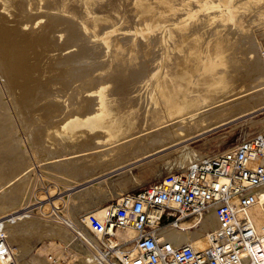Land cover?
<instances>
[{
    "label": "rangeland",
    "instance_id": "rangeland-1",
    "mask_svg": "<svg viewBox=\"0 0 264 264\" xmlns=\"http://www.w3.org/2000/svg\"><path fill=\"white\" fill-rule=\"evenodd\" d=\"M14 1L15 0H12L8 4L7 7L9 9L2 10L3 8H0V24L5 22L1 19V15L3 14L6 19L8 18L7 21H11V24H6V26H8L7 28L3 26L5 30L0 32L2 36L10 37L7 39V43H4L7 47L4 46L3 48L4 50L6 49L5 51L14 54L18 69L21 66L18 70V73L19 71L20 73L16 75V84L18 86L21 85L20 88H18L16 84L13 86L10 85L11 83H4L5 78L7 80V76H4L5 74L2 73L3 77L0 76V88L4 95L3 100H5L4 105L6 104V108H8L5 112V114L7 113L5 116H8L5 120L7 123H0V125H2L0 126V185L2 187V189L0 187V199L4 198L0 200V217L2 218H0V252L6 249L8 257L6 260L0 259V264H6L7 262L11 264H27V260H31V258L32 260L38 258V260H35V263L34 261L31 262L32 264L39 263V260L41 262L39 264H53L52 261L48 259L50 255L57 258L54 264L72 263L75 260V256L70 254V244L68 245V242L61 243L57 238H54L49 232L51 228L53 229L51 232L54 231L52 234L59 237V234L63 236L61 232L65 233L64 235L68 234L66 231L69 227H72L71 229L69 228V232L71 234L73 233V236L71 234L70 236L73 237L76 242L78 240L75 237L74 231L78 229L77 227L79 224L80 226L82 225V221L80 222V220L88 213L96 214L97 211L102 210L119 199H109L105 195L98 197L90 206L81 209H72L68 206L66 196L81 185L74 187L72 191L63 192L67 189V186H75L77 183H83V181H88V179L90 180L94 176L97 177V175L99 176L115 168V166L111 167L112 165L110 164V166L107 165L108 161H106L107 163L105 164H100L101 166L99 164V166L93 165L96 164L95 158L97 159L101 153H106L108 150L107 148L112 144L111 142H103V139L107 138V135L103 133L102 130L95 128V120L93 119L86 120L83 123L84 125L79 127L81 130L77 128L75 129L76 131L74 130L73 134L71 133L68 135L61 132L59 129L57 130V127H61L63 124L70 126L72 120H75L74 118L83 113L84 110L80 108L76 114L67 107V105L69 106V104L72 103L73 98L75 103L79 102L77 105H81L91 100L90 97L93 99V96L96 94L95 90L101 87H106L103 98H106V96L110 97L113 90H115V84L113 81H110V78L117 72H123L121 74V79L123 78L124 89L116 95V99L120 100L119 102H121L125 109L129 110L131 117L135 119L134 126L132 127L133 129L128 132V134L133 133V135L131 134L128 140H135L138 138L140 140L142 136H146L147 138L150 136L149 138H151L154 133L160 132V129H162L161 126L167 124H158V119L160 118L156 116L161 113V121L167 120V122H171L168 120L170 117L163 111L166 110L170 103L178 105L186 98H190L197 94V87L195 85L191 86V83L204 81V78L201 77L199 68L209 61H215L216 51L226 53L225 55L228 61L226 66L218 65L216 67L218 75L222 74V80L220 78L219 82L228 84L227 88H225L221 94L219 107L214 108V111L218 109L221 113L219 114L221 116L218 115V117L228 119L240 115L238 111L249 112L256 109V107L263 108L256 112L246 114V116L244 115L239 119L237 118L229 121L225 123L226 125L223 124L224 126H218L203 135L201 134V136L199 135L200 137L196 136L197 138L194 137L191 141L188 140L185 143L182 142L183 144L180 143L168 147L169 149L166 148L161 152L127 165L120 170H115L116 172H110L108 173L109 175L105 174L112 177L110 190L114 193L115 197H117L119 193H131L147 188L163 179L167 180L175 171L183 170V167L168 169L170 163L174 160L172 158L180 156L181 152H177L180 147L185 145L191 146L195 149H202L207 155H211L230 149L242 139L248 138L257 132L264 131V122L263 124L261 122L264 121V84L263 86L260 82L258 84L255 78L264 74V0ZM19 3L23 4L26 9L32 8L31 10L29 9L30 11L28 13H25L27 16L21 17L22 12L17 11L18 8L23 6ZM45 3H47L49 8L51 7L47 12L46 9L48 7H46ZM140 4L148 5L149 11H141L139 7ZM52 7L54 8L52 9ZM42 9L43 13L41 12ZM50 14L54 15L51 16ZM57 14L58 16L56 17ZM42 15L43 17H41ZM37 16L38 18H35ZM49 20L53 21L54 24H52L51 21L49 22ZM36 22H38V24H36ZM69 23L73 31L70 29ZM21 24H24V26ZM45 27L49 29L45 31ZM43 28L44 31L47 32L45 38L40 41L35 40L33 38V32L42 31ZM6 29L10 32L15 30L11 33L8 31L7 33ZM74 31L75 33L77 31L79 33L77 35L79 36H77L76 42H71L68 37H70L69 34ZM22 32V35H24L23 38L21 35ZM25 37H28V39ZM82 46H84V49H81ZM76 52L81 53L84 57L82 55L83 58L79 57L80 55ZM94 52H96L95 56L93 55ZM72 53L74 56V53H76V57L79 59L81 58V61L79 65H74V67H71V65L67 66L66 70L69 69V71H72L70 76H67V73L66 75L64 73L61 75L62 68L60 63L62 62L63 64L65 58L71 57L69 55H72ZM184 59H187L185 70L180 67V63H182ZM56 63H58V65H56ZM257 65L262 66L263 70L260 68L258 69ZM58 67L61 69L59 68L58 70ZM254 68L255 70H253ZM32 71L34 72L32 73ZM209 73L210 71L206 72L207 75H209ZM138 75L139 77H137ZM57 76L58 78H68L66 80L63 78L60 81ZM80 76L82 79L84 77V79L87 80H82ZM64 80L67 82H63ZM92 80L94 83H92ZM47 81H53V86L50 85L52 87L49 86L50 89L47 90L50 94L47 91V93L45 92L43 95L39 94L34 96L27 93L25 94V91L27 92V90H30L32 86L41 85ZM33 82L38 84H33ZM70 83H73L72 86ZM259 85H261V87ZM4 86L10 87L5 88ZM251 86L253 87L251 88ZM88 89L90 90L88 91ZM189 89L192 91H189ZM227 91L230 92L227 93ZM51 94L56 96L59 94L61 97H59V95L57 97L52 96ZM254 94L257 97H255ZM44 95L51 96L45 97ZM240 102H242V109L238 108L241 106ZM111 103L112 102H108V108L112 112H115L114 105ZM245 103L247 105H245ZM248 103H250V105ZM55 107H57V109ZM247 107L251 109H246ZM59 114L61 117H59ZM57 115L59 116L57 117ZM124 120L125 122L129 121L128 118ZM44 122L47 123L45 124ZM45 126L53 128L50 129L53 130V132L49 130L48 133ZM149 132L151 134H149ZM12 133L13 135H11ZM147 134H149V136H147ZM193 134L196 135L197 133ZM193 134L191 135L194 136ZM146 137L141 140L148 141ZM86 141L87 143H84ZM98 141H100V144H96ZM88 142H91L92 147L94 146L93 149L92 147H88L91 150L86 148V146H91ZM172 144L173 143H170L168 146ZM95 145L97 146L95 147ZM49 152L51 153L48 154ZM85 154H92L91 164L84 166L75 160L76 164L71 167V171L76 172L77 170L78 172L74 175H72L73 173L71 171L65 173L63 170H55L56 172H50V170H48V173L50 172L51 175H47V171L43 168L45 165H50L57 160H63L67 157V159L72 160L74 157L77 158ZM168 154L169 157L166 156ZM163 156L166 158L161 160ZM151 162H153L154 166L156 165V171L149 179H143L138 185H127L125 189H122L116 184L117 177H113L115 174L125 170L128 171V169H131L133 173H138L140 168H144L148 165L152 166ZM94 166L97 170H94ZM75 167L76 170H74ZM15 168H17V170H15ZM83 168L89 170L86 169L84 172ZM104 168H106L105 171L101 172L100 170ZM87 172L90 174L88 173L89 175H86L85 173ZM103 178V176H100L92 182L99 181ZM90 183L91 182L87 184ZM82 185L81 187H86V185ZM31 204H33V206L28 207ZM256 207L258 206H255V208ZM34 208L36 212L38 211L37 213L31 211V209ZM37 208L39 209L37 210ZM18 209L21 210L13 214L11 213ZM21 212H24L25 215L27 214V217L10 221L11 218ZM4 215L6 216L3 217ZM63 218L67 219V225L64 223V220L62 221ZM84 222L85 221L82 223L85 224ZM74 223L78 224V226ZM55 225H57L56 227L58 228H56ZM74 226L76 228H74ZM61 228L67 230L63 231ZM29 252L31 255H29ZM17 261L19 263H17Z\"/></svg>",
    "mask_w": 264,
    "mask_h": 264
},
{
    "label": "bare ground",
    "instance_id": "bare-ground-1",
    "mask_svg": "<svg viewBox=\"0 0 264 264\" xmlns=\"http://www.w3.org/2000/svg\"><path fill=\"white\" fill-rule=\"evenodd\" d=\"M12 0H0V8L2 7L3 9L2 10H7V6H8V4L11 2ZM16 1V0H15ZM14 1V2H15ZM25 1V0H24ZM46 1V0H45ZM28 2H30V0H28ZM28 2H27V5H28ZM32 2V1H31ZM37 2H39L38 0H37ZM50 2V1H49ZM147 2V1H146ZM17 3V2H16ZM20 3H22V2H20ZM19 3V4H20ZM35 3V2H34ZM53 3V2H52ZM145 3V2H144ZM43 4V3H42ZM150 4V3H149ZM11 5V4H10ZM15 5V4H14ZM20 5H23V4H20ZM26 5V4H25ZM45 5H46V7H48L47 6V3H45ZM55 5V4H54ZM17 6V5H16ZM29 6H31V5H29ZM49 6H50V4H49ZM139 7H140V9H141V11H149V8H148V5L146 6V4H140L139 5ZM36 8V7H35ZM43 8V7H42ZM51 8V7H50ZM49 7L46 9V12L48 11V9H50ZM54 7H52V9H53ZM9 9V8H8ZM13 9V8H12ZM30 10L32 9V8H29ZM28 8L26 9V7H24V5L22 6V7H20V8H18V10L17 11H19V12H22V14H21V17H25V15L27 16V14H25V13H28L30 10H29ZM51 9V10H52ZM56 9V8H55ZM54 9V10H55ZM28 10V11H27ZM35 10V9H34ZM38 10V9H37ZM9 12V11H8ZM32 12H33V10H32ZM39 12V11H38ZM41 12L43 13V9L41 10ZM45 12V11H44ZM51 12V11H50ZM61 12V11H60ZM31 13V12H30ZM49 13V12H48ZM84 13V12H83ZM6 14V13H5ZM18 14V13H17ZM16 14V15H17ZM34 14V13H33ZM56 14V13H55ZM59 14V13H58ZM58 14L56 15V17L58 16ZM61 14H62V12H61ZM60 14V15H61ZM24 15V16H23ZM29 15H31V14H29ZM28 15V16H29ZM38 15V14H37ZM44 15V14H43ZM43 15L41 16V17H43ZM51 16L52 15H54V14H50ZM19 16H20V14H19ZM32 16V15H31ZM45 16V15H44ZM49 16V15H48ZM66 16V15H65ZM1 19L2 20H4L5 22H2L1 24H0V32H3V30H5L4 28H3V26L4 27H8V26H6V24L8 25V23L9 24H11L10 22L11 21H7V19L5 18V16H4V14L3 15H1ZM11 17V16H10ZM60 17V16H59ZM27 18V17H26ZM31 18V17H30ZM35 18H38V16L37 17H35ZM51 19V18H50ZM54 19V18H53ZM70 19V18H69ZM11 20V19H10ZM56 20V19H55ZM54 20V21H55ZM64 20V19H63ZM66 20V19H65ZM51 20H49V22H50ZM70 21V20H69ZM28 22V21H27ZM48 22V23H49ZM52 22V24H54L53 23V21H51ZM62 22V21H61ZM67 22H68V20H67ZM73 22H74V20H73ZM30 23V22H29ZM137 23V22H136ZM135 23V24H136ZM28 24V23H27ZM36 24H38V22H36ZM55 24H57V23H55ZM22 25V24H21ZM29 25V24H28ZM76 25H77V23H76ZM22 26H24V24L22 25ZM54 26V25H53ZM68 26V25H67ZM17 27V26H16ZM21 27V26H20ZM55 27H57V26H55ZM58 27H59V25H58ZM69 27H70V23H69ZM75 27V26H74ZM77 27H78V25H77ZM46 28V30L45 31H47V29H49V28H47V27H45ZM50 28H51V26H50ZM73 28V27H72ZM82 28V27H81ZM12 29H13V27H12ZM11 29V30H12ZM22 29V28H21ZM58 29V28H57ZM70 29H71V27H70ZM75 29H77V28H75ZM9 30H10V25H9ZM9 30H7L6 29V32L8 33V31ZM15 30V29H14ZM13 30V31H14ZM39 30V29H38ZM72 30V29H71ZM103 30V29H102ZM13 31H11V32H13ZM24 31V30H23ZM44 31V28H43V30L42 31H38V32H33V38L35 39V40H37V41H40V40H42L43 38H45V35L47 34V32H45ZM53 31V30H52ZM73 31V30H72ZM5 32V33H6ZM10 32V31H9ZM10 32V33H11ZM17 32H19V31H17ZM26 32V31H25ZM69 32H71V31H69ZM6 33V34H7ZM9 33V34H10ZM20 33V32H19ZM13 34V33H12ZM18 34V33H17ZM23 34V32L21 33V35ZM26 34V33H25ZM72 34V35H71ZM71 34H69L70 35V37H68V39L71 41V42H76L77 41V36H79V35H77V34H79L77 31H76V33H75V31L73 32V33H71ZM5 35V34H4ZM20 35V36H21ZM31 35V34H30ZM68 35V36H69ZM16 36V35H15ZM23 36L24 35H22V38H23ZM26 36H28V35H26ZM19 37V36H18ZM10 38V37H9ZM8 37H4V36H2V34H0V76L1 77H3V74H5L4 76L6 77L7 76V80H6V78H5V80H4V83H11L10 85H15L16 84V75H17V73H18V70L21 68V66H20V68L18 69V64L15 62V57H14V54L12 53V52H7V51H5L4 50V46H5V42L7 41V39H9ZM26 38V37H25ZM54 38V37H53ZM26 39H28V37L26 38ZM23 40V39H22ZM49 40V39H48ZM121 40V39H120ZM150 40V39H149ZM28 41V40H27ZM34 41V40H33ZM86 41V40H85ZM91 41V40H90ZM155 41V40H154ZM11 42V41H10ZM21 42V41H20ZM31 42V41H30ZM51 42V41H50ZM53 42V41H52ZM87 42V41H86ZM7 43V42H6ZM24 43V42H23ZM85 43V42H84ZM27 44V43H26ZM82 44V43H81ZM88 44V43H87ZM98 44V43H97ZM83 45V44H82ZM88 46H90V45H88ZM5 47H7V46H5ZM86 47V46H85ZM95 48V47H94ZM97 48V47H96ZM102 48V47H101ZM38 49V48H37ZM80 49V48H79ZM81 49H84V46H82L81 47ZM86 49H89V48H86ZM85 49V50H86ZM93 49V48H92ZM102 51V50H101ZM24 52V51H23ZM83 52H85V51H83ZM103 52V51H102ZM76 53H78V52H76ZM76 53H74L75 54V56L73 55V53H72V55L70 54L69 56H71V57H68V58H65V60L64 59H62V60H64L63 61V64H62V62L60 63L61 64V68L60 67H58V70H59V68L61 69V72H62V74H61V72H60V74L61 75H63V73L66 75V73H67V76H70L71 74H72V71H69V69L68 70H66V68H67V66H70L71 65V67H74V65H79V62L81 61V58H83L84 56L81 54V53H78L80 56L79 57H81L80 59L78 58V57H76ZM87 53V52H86ZM93 53V52H92ZM95 53L96 52H94V56H95ZM101 53V52H100ZM190 53V52H189ZM216 60L215 61H209L208 63H202V64H204L203 66L202 65H200V66H202V67H200L199 68V70H200V72H201V77H203L204 78V81H201V82H198V83H191V86H196L197 87V94L195 95V96H192V97H190V98H186L185 100H183L182 101V103H180V104H178V105H176L175 103H170L168 106H167V108H166V110H162L163 112H166V114L170 117L168 120L169 121H171L170 123L169 122H167V120L166 121H161L162 119H161V117H160V115L162 114H159L158 116H156V117H158V118H160V119H158V124H166V125H163V126H161L162 127V129H160V132H156V133H154L153 134V136H151V138H149L150 136H149V134H151L150 132H149V134H147V136H149L148 138L146 137V136H144V137H146L147 138V140L148 141H142L141 139L142 138H144L143 136H142V138L139 140V138L138 139H135V140H131V139H129L128 140V138L131 136V134L133 135V133H129L128 134V132L129 131H131V129H133L132 127L134 126V123H135V119H133L132 117H131V114H130V112H129V110H127V109H125L124 107H123V105L121 104V102H119L120 100H117L116 99V95H118L123 89H124V83H123V78L121 79V74L123 73V72H117L116 74H114L113 76H112V78H110V81H113L114 82V84H115V90H113V92H112V95L111 94H109V95H111L110 97H107L106 96V98H103V94H104V91H105V88L106 87H101V88H99L98 90H95V92H96V94L94 95V96H96V97H94L93 96V99L90 97V99L91 100H89V101H86V102H84V103H82L81 105L80 104H78L77 105V103H79V102H77V103H75L73 100H74V98L72 99V103H70L69 104V106L67 105V107L68 108H70V110L73 112V113H78V110H79V108L80 109H82V110H84L83 111V113H81L80 115H76L77 117L76 118H74L75 120H72V123H71V125L70 126H68V125H66V124H63L61 127H57V130L59 129L61 132H63V133H65V134H73V132H74V130L75 129H80L79 127L80 126H83L84 124V122L86 121V120H95L94 121V126H95V128H97V129H100V130H102V132L103 133H106V135H107V138H104L103 139V142L105 141V142H111V144L112 145H110L107 149V152L105 153H101V155L100 156H98L97 157V159L95 158V157H93V158H95V162H96V164H93V165H97V166H99L100 164H105V163H107L106 161H108V164L107 165H112L111 167H114L115 166V168H113L111 171L109 170V171H107L106 173H102V174H100L99 176L97 175V177L96 176H94L92 179H88V181H83V183H77V185H75V186H70V187H68L67 186V189H65L63 192H66V191H72V190H74V187H76V186H79V185H81V186H83L82 184H84V185H86V187H79V188H75V190L73 191V192H71V193H69L67 196H66V198H67V201H68V206H70L72 209H81V208H83V207H87V206H90L94 201H96L97 200V198L98 197H100V196H107L109 199H116V198H120L123 194L122 193H119V195L117 196V197H115L114 196V193L110 190V186H111V178L112 177H110V176H108L109 174L108 173H110V172H114L115 170H120L121 168H123V167H125V166H127V165H130V164H133V163H135V162H137V161H139V160H142V159H144V158H146V157H148V156H150V155H153V154H156V153H158V152H161L162 150H164V149H169L168 147H171V146H174V145H178V144H180V143H182V142H186V141H188V140H190L191 141V139L192 138H194V137H196V136H201V134L203 135L204 133H206V132H208V131H210V130H212V129H214V128H216V127H218V126H221V125H223V124H225V123H227V122H229V121H232V120H235V119H239L240 117H242V116H246V114H249V113H252V112H256V111H258V110H260L261 108H263V107H256V109H254V110H252V111H238V114H240V115H238V116H235V117H233V118H228V119H223L222 117L221 118H219L218 117V115L219 114H221L220 113V111L218 110H215L214 111V108H217V107H219L218 105H220L219 103L221 102V100H220V98H221V94H222V92H223V90L225 89V88H227V86H228V84L227 83H225V84H223V83H220L219 82V79L221 78V80H222V74L221 75H218V73L216 72V67L218 66V65H222V66H226L227 65V63H228V61H227V57H226V53H224V52H221V51H219V52H217L216 51ZM88 54V53H87ZM195 54V53H194ZM22 55V54H21ZM20 55V56H21ZM83 57H82V56ZM84 55H86V54H84ZM91 55V54H90ZM19 56V55H18ZM78 56V55H77ZM88 56H89V54H88ZM93 56V57H94ZM255 56V55H254ZM65 57V56H64ZM101 57V56H100ZM48 58V57H47ZM58 58V57H57ZM90 58V57H89ZM255 58V57H254ZM17 59V58H16ZM43 59V58H42ZM249 59V58H248ZM23 60V59H22ZM55 60V59H54ZM58 60V59H57ZM62 60H59V61H62ZM107 60V59H106ZM33 61V60H32ZM27 62V61H26ZM83 62V61H82ZM186 63H187V59H184L183 60V62L182 63H180V67L181 68H183L184 70H185V68H186ZM85 64H87V63H85ZM115 64V63H114ZM26 65V64H25ZM24 65V66H25ZM56 65H58V63H56ZM55 65V66H56ZM63 65V66H62ZM82 65V64H81ZM104 65V64H103ZM258 66V65H257ZM256 66V67H257ZM27 67V66H26ZM89 67V66H88ZM234 67V66H233ZM70 68V67H69ZM85 68H87V67H85ZM94 68H95V66H94ZM261 69V70H263L262 69V66H258V69ZM89 69V68H88ZM93 69V68H92ZM236 69V68H235ZM28 70V69H27ZM94 70H96V69H94ZM98 70V69H97ZM196 70H198V69H196ZM251 70V69H250ZM253 70H255V68L253 69ZM252 70V71H253ZM37 71V70H36ZM81 71V70H80ZM87 71V70H86ZM90 71V70H89ZM187 71V70H186ZM207 71H210V73H209V75H207L206 74V72ZM256 71H258V70H256ZM264 71V70H263ZM31 72V71H30ZM34 71H32V73H33ZM59 72V71H58ZM69 72H71V73H69ZM84 72V71H83ZM143 72V71H142ZM141 72V73H142ZM232 72V71H231ZM255 72V71H254ZM260 72V71H259ZM262 72V71H261ZM3 73V74H2ZM19 73H20V71H19ZM18 73V74H19ZM75 73V72H74ZM87 73V72H86ZM90 73H91V71H90ZM89 73V74H90ZM93 73V72H92ZM184 73V72H183ZM250 73V72H249ZM257 73V72H256ZM25 74V73H24ZM35 74V73H34ZM57 74V73H56ZM59 74V75H60ZM69 74V75H68ZM79 74V73H78ZM139 74V73H138ZM144 74H145V72H144ZM191 74V73H190ZM252 74V73H251ZM259 74V73H258ZM26 75H27V73H26ZM29 75V74H28ZM58 75V76H59ZM75 75V74H74ZM85 75V74H84ZM88 75V74H87ZM140 75V74H139ZM139 75L137 76V77H139ZM41 76H42V74H41ZM58 76H57V78H58ZM82 76V75H81ZM81 76H80V78H81ZM91 76V75H90ZM97 76V75H96ZM95 76V77H96ZM144 76V75H143ZM19 77V76H18ZM23 77V76H22ZM61 77H63V76H61ZM75 77V76H74ZM77 77H78V75H77ZM89 77V76H88ZM91 77H93V76H91ZM90 77V78H91ZM136 77V78H137ZM142 77V76H141ZM55 78V77H54ZM53 78V79H54ZM65 80L68 78V77H63ZM63 78H58V79H60V81H61V79H63ZM76 78V77H75ZM85 78H87V77H85ZM97 78H98V76H97ZM256 78V82L259 84V82L262 84V86H263V84H264V74H261V75H259V77L257 78V77H255ZM254 78V79H255ZM2 79V78H1ZM18 79V78H17ZM34 79H35V77H34ZM42 79V78H41ZM40 79V80H41ZM70 79V78H69ZM71 79H73V78H71ZM78 79V78H77ZM77 79H76V81H77ZM82 79V78H81ZM141 79V78H140ZM29 80V79H28ZM36 80V79H35ZM51 80V79H50ZM63 81V82H67V81ZM82 80H87V79H84V77H83V79ZM220 80V81H221ZM3 81V80H2ZM32 81H33V79H32ZM42 81V80H41ZM56 81V80H55ZM74 81V80H73ZM80 81V80H79ZM95 81H96V79H95ZM1 82V81H0ZM29 82V81H28ZM27 82V83H28ZM53 81H47V82H45L44 84H41V85H35V86H32L31 87V89L30 90H27V92L25 91V94L27 93V94H29V95H43L47 90H49L50 89V87H52L53 85V83H52ZM58 82V81H57ZM57 82H55V83H57ZM3 83V84H4ZM38 84V83H36V82H33V84ZM42 83V82H41ZM59 83V82H58ZM57 83V84H58ZM60 83H62V82H60ZM89 83V82H88ZM92 83H94L93 82V80H92ZM256 83V84H257ZM62 84H65V83H62ZM62 84H61V86H62ZM71 84V83H70ZM73 84V83H72ZM72 84H71V86H72ZM113 84V85H114ZM253 84V83H252ZM252 84H250V85H252ZM6 85V84H5ZM9 85V84H8ZM17 85V84H16ZM19 85H20V83H19ZM27 85V84H26ZM31 85V84H30ZM50 85H52V86H50ZM55 85V84H54ZM78 85V84H77ZM96 85V84H95ZM189 85V84H188ZM18 86V85H17ZM21 86V85H20ZM20 86H18V88H20ZM50 86V87H49ZM68 86V85H67ZM260 87H261V85H259ZM1 87V86H0ZM5 87V86H4ZM7 87V86H6ZM5 87V88H6ZM8 87H10V86H8ZM7 87V88H8ZM55 87V86H54ZM69 87V86H68ZM80 87V86H79ZM196 87H194V88H196ZM253 86H251V88H252ZM257 87V86H256ZM259 87V88H260ZM64 88V87H63ZM67 88V87H66ZM73 88V87H72ZM98 88V87H97ZM254 88H255V86H254ZM24 89V88H23ZM68 89V88H67ZM92 89H94V88H92ZM95 89H96V87H95ZM193 89V88H192ZM258 89V88H257ZM261 89V88H260ZM7 90V89H6ZM11 90V89H10ZM9 90V91H10ZM54 90V89H53ZM59 90V89H58ZM61 90V89H60ZM90 89H88V91H89ZM248 90V89H247ZM255 90H256V88H255ZM259 90V89H258ZM9 91H7V92H9ZM12 91V90H11ZM67 91V90H66ZM87 91V90H86ZM107 91V90H106ZM189 91H192L191 89H189ZM195 91V90H194ZM262 91V90H261ZM14 92V91H13ZM19 92V91H18ZM24 92V91H23ZM47 92H49V91H47ZM46 92V93H47ZM53 92H55V91H53ZM53 92H51V93H53ZM64 92V91H63ZM73 92V91H72ZM230 91H227V93H229ZM258 92H260V91H258ZM257 92V93H258ZM16 93V92H15ZM107 93V92H106ZM226 93V94H227ZM11 94V93H10ZM49 94H50V92H49ZM55 94V93H54ZM70 94V93H69ZM7 95H8V93H7ZM21 95V94H20ZM52 95V94H51ZM51 95H49V96H51ZM59 94H57V96H58ZM257 95V94H256ZM263 95V94H262ZM3 94H2V91H1V88H0V123H7V121H5L6 120V118L8 117H6L5 115L7 114H5V112L7 111V109L8 108H6L7 107V105L5 104L4 105V101L5 100H3ZM13 96V95H12ZM24 96V95H23ZM45 96V95H44ZM49 96H45V97H49ZM52 96H56V95H52ZM56 96V97H57ZM66 96V95H65ZM75 96V95H74ZM87 96V95H86ZM254 96H255V94H254ZM264 96V95H263ZM262 96V97H263ZM44 97V98H45ZM59 97H61L60 95H59ZM63 97H64V95H63ZM89 97V96H88ZM115 97V98H114ZM142 97V96H141ZM187 97V96H186ZM255 97H257V96H255ZM260 97V96H259ZM43 98V99H44ZM254 98V97H253ZM42 99V100H43ZM76 99V98H75ZM250 99H251V97H250ZM249 99V100H250ZM12 100V99H11ZM21 100V99H20ZM66 100V99H65ZM64 100V101H65ZM70 100V99H69ZM114 100H116V101H114ZM248 100V101H249ZM256 100V99H255ZM118 101V102H117ZM124 101V100H123ZM228 101V100H227ZM230 101H232V100H230ZM16 102V101H15ZM108 102H112L113 103V105H114V108H115V112H112L108 107H109V104H108ZM128 102V101H127ZM224 102V101H223ZM254 102H256V101H254ZM258 102V101H257ZM17 103V102H16ZM21 103H22V101H21ZM111 103V104H112ZM142 103V102H141ZM226 103V102H225ZM234 103V102H233ZM236 103V102H235ZM242 102H240V104H241ZM247 103V102H246ZM245 103V105H247ZM52 104V103H51ZM77 106H76V105ZM135 104V103H134ZM143 104V103H142ZM146 104H147V102H146ZM238 104V103H237ZM244 104V103H243ZM249 105H250V103H248ZM19 105V104H18ZM224 105V104H223ZM236 105V104H235ZM249 105H248V107H249ZM253 105V104H252ZM256 105V104H255ZM30 106V105H29ZM43 106V105H42ZM135 106V105H134ZM238 106V105H237ZM257 106V105H256ZM65 107V106H64ZM152 107V106H151ZM182 107H183V109H182ZM229 107V106H228ZM235 107V106H234ZM242 107V104H241V106L240 107H238V108H241ZM244 107H246V106H244ZM243 107V108H244ZM246 108V109H251V108ZM25 108V107H24ZM24 108H22V109H24ZM30 108V107H29ZM56 109H57V107H55ZM142 108V107H141ZM237 109V108H236ZM242 109V108H241ZM245 109V110H246ZM253 109V108H252ZM70 110H68V111H70ZM233 110V109H232ZM35 111V110H34ZM40 111V110H39ZM59 111H60V109H59ZM67 111V112H68ZM70 111V112H71ZM222 111V110H221ZM44 112V111H43ZM54 112V111H53ZM52 112V113H53ZM66 112V111H65ZM70 112H69V114H70ZM143 112H144V110H143ZM242 112H245V113H242ZM28 113V112H27ZM41 114V113H40ZM61 114V113H60ZM59 114V115H60ZM65 114V113H64ZM31 115V114H30ZM59 115H57V117L59 116ZM4 116H5V118H4ZM64 116V115H63ZM71 116V115H70ZM73 116H75V115H73ZM219 116H221V115H219ZM222 116H223V114H222ZM59 117H61V115L59 116ZM66 117V116H65ZM228 117H230V116H228ZM51 118H53V117H51ZM67 118V117H66ZM125 118H128V120L129 121H126L125 122ZM68 119V118H67ZM141 119V118H140ZM143 119V118H142ZM264 119V118H263ZM149 120V119H148ZM32 121V120H31ZM140 121V120H139ZM256 122V121H255ZM262 122V124H263V122L264 121H261ZM45 123V122H44ZM47 123V122H46ZM45 123V124H46ZM56 123V122H55ZM48 124H50V123H48ZM53 124V123H52ZM86 124V123H85ZM141 124H142V122H141ZM226 125V124H225ZM0 126H2V125H0ZM52 126V125H51ZM224 126V125H223ZM46 127V126H45ZM140 128V127H139ZM147 128V127H146ZM159 128V127H158ZM233 128V127H232ZM45 129V128H44ZM50 129H53V128H48V127H46V130L48 131V133H49V130ZM56 129V128H55ZM144 129V128H143ZM142 129V130H143ZM81 130V129H80ZM79 130V131H80ZM53 132V130H50V132ZM76 131V130H75ZM141 131V130H140ZM139 131V132H140ZM149 131H151V130H149ZM153 131H154V129H153ZM46 132V131H45ZM97 132V131H96ZM95 132V133H96ZM101 132V131H100ZM137 132H138V130H137ZM89 133V132H88ZM87 133V134H88ZM99 133V132H98ZM153 133V132H152ZM193 133H197L196 135H194ZM91 134V133H90ZM143 134V133H142ZM191 134H193L194 136H192ZM11 135H13V133L11 134ZM48 135V134H47ZM76 135V134H75ZM157 135V136H156ZM52 136V135H51ZM78 136V135H77ZM89 136V135H88ZM87 136V137H88ZM95 136V135H94ZM93 136V137H94ZM99 136H102V135H99ZM98 136V137H99ZM104 136V135H103ZM199 136V137H200ZM48 137V136H47ZM105 137V136H104ZM153 137V138H152ZM12 138H14V137H12ZM71 138V137H70ZM96 138V137H95ZM197 138V137H196ZM91 139V138H90ZM102 139V138H101ZM6 140V139H5ZM13 140V139H12ZM16 140V139H15ZM22 140V139H21ZM44 140V139H43ZM131 140V141H130ZM146 140V139H145ZM90 141V140H89ZM81 142V141H80ZM99 142V143H98ZM96 144H100V141H98ZM9 143V142H8ZM14 143V142H13ZM17 143V142H16ZM59 143V142H58ZM83 143V142H82ZM84 143H87V141L86 142H84ZM83 143V144H84ZM89 143V142H88ZM93 143L95 144V142L93 141ZM92 143V144H93ZM170 143H173L172 145H170V146H168V144H170ZM64 144V143H63ZM83 144H81V145H83ZM90 145H91V142L89 143ZM183 144V143H182ZM16 145V144H15ZM65 145V144H64ZM102 145V144H101ZM85 146H86V144H85ZM85 146H83V147H85ZM97 145H95V147H96ZM63 147V146H62ZM71 147V146H70ZM82 147V146H81ZM88 147H92V145L91 146H86V148H88ZM99 147V146H98ZM98 147H97V149H98ZM94 148V146L92 147V149ZM79 149V148H78ZM83 149H85V148H83ZM88 149H90V148H88ZM61 150H63V149H61ZM86 150V149H85ZM84 150V151H85ZM91 150V149H90ZM83 151V152H84ZM80 152V151H79ZM78 152V153H79ZM93 152V151H92ZM102 152V151H101ZM177 152H181V154H180V156L179 157H175V158H172V159H174L171 163H170V165H169V167H168V169L170 170V169H173V168H182L183 167V169L189 164V163H191V162H193V161H196V160H199V159H201V158H203V157H205L206 155H207V153L206 152H204V150H202V149H195V148H193V147H191V146H183V147H180V149L177 151ZM51 152H49L48 154H50ZM59 153V152H58ZM94 153V152H93ZM64 154V153H63ZM59 155V154H58ZM92 155V154H91ZM91 155H87V154H85V155H81V156H78L77 158L76 157H74V159H67V158H65V159H63V160H57V161H55V162H52L50 165L48 164V165H45L43 168L47 171L46 173H47V175H51V171H55V170H63L65 173H69L72 169H71V167L72 166H75V160H77L76 162H79L80 164H82V165H84V166H87V165H89V164H91V162H92V156ZM93 156H94V154H93ZM166 156H168L169 157V154L168 155H166ZM208 156V155H207ZM166 157L165 156H163L162 158H161V160H163V159H165ZM153 161V160H152ZM112 163V164H111ZM148 163V162H147ZM152 163V166L151 165H148V166H146V167H144V168H140L139 169V172L138 173H133L132 171H131V169H128V171L127 170H125V171H121V172H119V173H117V174H115L113 177H117L116 178V180H117V185L119 186V187H121L122 189H125L126 188V186L127 185H130V184H136V185H138L140 182H142V180L144 179V180H147V179H149L150 178V176L151 175H153L154 173H155V171H156V165L154 166L153 165V162H151ZM150 163V164H151ZM99 164V165H98ZM109 165V166H110ZM16 166V165H15ZM14 166V167H15ZM91 166V165H90ZM89 166V167H90ZM94 166V167H95ZM101 166V165H100ZM105 166V165H104ZM144 166V165H143ZM103 167V166H102ZM131 167V166H130ZM160 167V166H159ZM23 168V167H22ZM27 168V167H26ZM85 168V167H84ZM83 168V170H84V172L86 171V169H84ZM110 168V167H109ZM105 169L106 168H104V169H102V170H100L101 172H104L105 171ZM15 170H17V168H15ZM23 170L25 171V169L23 168ZM48 170H50V172L48 173ZM74 170H76V167H75V169ZM81 170V169H80ZM87 170H89V169H87ZM92 170V169H91ZM94 170H97L96 169V167L94 168ZM93 170V171H94ZM108 170V169H107ZM13 171V170H12ZM92 171V172H93ZM56 172V171H55ZM72 172V171H71ZM78 171L76 170V172H72L73 174L72 175H74L75 173H77ZM80 172V171H79ZM116 172V171H115ZM54 173V172H53ZM52 173V174H53ZM82 173V172H81ZM89 172H87V173H85L86 175L88 174ZM80 174V173H79ZM90 174V173H89ZM88 174V175H89ZM105 174H108V175H105ZM71 175V176H72ZM92 175V174H91ZM90 175V176H91ZM24 176V175H23ZM78 176V175H77ZM81 176H83V175H81ZM104 177L103 179H101V180H99V181H96V182H92L93 180H96L97 178H99V177ZM14 178V177H13ZM77 178V177H76ZM83 178V177H82ZM25 179V178H24ZM23 179V180H24ZM81 179V178H80ZM75 180V179H74ZM77 180V179H76ZM87 180V179H86ZM81 181V182H82ZM7 182V181H6ZM73 182V181H72ZM89 182H91L90 184H87V183H89ZM3 183H5V182H3ZM2 184V183H1ZM6 184V183H5ZM75 184V183H74ZM3 186V185H2ZM26 186V185H25ZM139 186H141V185H139ZM0 187H1V185H0ZM4 187V186H3ZM1 189H2V187H1ZM18 190V189H17ZM1 192V191H0ZM253 192L257 195V203H256V205H255V203L252 205V206H250L246 211H245V214L247 215V218L252 222V224H253V226H254V228H255V230H256V232L258 233V235H259V238H260V240H261V242H262V244H261V249L263 250V253H264V184L263 185H261V186H259V187H257V188H255V189H253ZM18 193V192H17ZM14 194H16V193H14ZM11 196H13V195H11ZM16 196V195H15ZM1 198V197H0ZM2 199H4V198H2ZM2 199H0V200H2ZM118 200V199H117ZM102 201V200H101ZM7 202V201H6ZM1 203H2V201H1ZM4 203V202H3ZM258 206V207H256L255 208V206ZM30 206H33V204H31V205H29L28 207H30ZM43 206V205H42ZM112 206V204L110 205H108V206H106L105 208H103L102 210H99V211H97L96 212V216H98L99 218L102 216V214L106 211V209L107 208H109V207H111ZM254 206V207H253ZM28 207H27V209H28ZM40 207V206H39ZM42 208V207H41ZM255 208V209H254ZM39 208H37V210H38ZM55 209H56V207H55ZM67 209V208H66ZM19 210H21V209H18V210H15V211H12L11 213L13 214V213H15V212H17V211H19ZM41 210V209H40ZM31 211H35V208L34 209H31ZM27 212H30V211H27ZM38 212V211H37ZM36 211H35V213H37ZM40 212V211H39ZM34 213V212H33ZM56 214V213H55ZM57 215V214H56ZM240 215H241V213H240ZM6 215H4L3 217H5ZM9 216V215H8ZM24 217H27V214L25 215L24 214V212H21V213H19L18 215H16V216H14L13 218H11L10 219V221H14L15 219H23ZM1 218V217H0ZM2 219V218H1ZM64 220V223L67 225V219H62V221ZM83 221H85L84 223L85 224H83L82 222ZM80 222H81V224L83 225H81L80 226V224H79V226H78V224H76V223H74V224H76L78 227V229L77 230H75V232L76 231H78L80 234H81V238H82V236L83 237H85V239L87 240V241H89L90 242V240H89V237H90V231H89V229H88V224H87V221H86V219H85V217H83L81 220H80ZM73 224V223H72ZM215 225H216V215H215V212H214V210H212V211H208L206 214H205V216H204V218H203V220L201 221V223H200V226L199 227H197V228H194L193 230H176V229H172V228H169V227H167L166 229H164V230H162L161 231V234H162V236H163V238L166 240V241H168V242H170V243H172L173 245H175V246H179L180 244H183V243H187V244H190V245H192L195 249H205L208 245H209V241H208V239H207V236H206V234H207V232H209L210 230H212L214 227H215ZM57 225H55V227H56ZM54 227V226H53ZM61 227V226H60ZM59 227V228H60ZM56 228H58V227H56ZM68 228V227H67ZM70 229L72 228V227H69ZM69 228H68V230L66 231L65 229V231L66 232H68V234H66V235H64L65 233H63V232H61V230H63L62 228H61V230H60V232H61V235L63 234V236H60V234H59V237L58 236H56V235H54V234H52L53 232H51L53 229L51 228V231H49L50 232V234L52 235V236H54V238H57L58 240H59V242H64V243H66V242H68L67 244L69 245L70 244V254H72L73 256H75V260L72 262V263H70V264H97L96 262H95V260H94V258H93V256H94V251H93V249H91L90 248V246H86L84 243L82 244L81 243V241L79 240V239H77V235H76V233H74L75 234V237H76V239L78 240V241H76L75 242V240L73 239V237H71L70 236V230H69ZM74 228H76L75 226H74ZM56 230V229H55ZM63 230V231H64ZM60 232H58V233H60ZM57 233V232H56ZM55 233V234H56ZM73 234V233H72ZM71 234V235H72ZM118 236H121L123 239H130V238H132L134 235H135V232L130 228V227H128V228H126V229H124V230H122L121 232H119L118 234H117ZM73 236V235H72ZM56 239V240H57ZM52 240V239H51ZM48 243H49V241H48ZM92 243V242H91ZM22 244V243H21ZM57 244V243H56ZM63 245V244H62ZM49 247H52V246H50V245H48ZM59 246V245H58ZM57 246V247H58ZM54 247V246H53ZM30 253V252H29ZM38 253H39V251H38ZM29 255H31V253L29 254ZM72 255H71V257H72ZM58 256V255H57ZM30 258V257H29ZM59 258V257H58ZM73 258V257H72ZM71 258V259H72ZM23 259V258H22ZM28 259V258H27ZM35 259V258H34ZM37 260H38V258H36ZM35 259V260H36ZM45 259V258H44ZM43 259V260H44ZM57 259V258H56ZM63 259H65V258H63ZM74 259V258H73ZM20 260V259H19ZM31 260H32V258H31ZM30 259H28L27 260V264L30 262H33L34 261V263H35V260H32L31 261ZM245 260H247V259H245ZM71 261V260H70ZM36 262H38V261H36ZM69 262V261H68ZM17 263H19L18 261H17ZM29 263V264H30ZM39 263H41L40 262V260H39ZM39 263H37V264H39ZM32 264V263H31ZM69 264V263H68ZM258 264H264V254H263V257L261 258V260L259 261V263Z\"/></svg>",
    "mask_w": 264,
    "mask_h": 264
},
{
    "label": "built area",
    "instance_id": "built-area-1",
    "mask_svg": "<svg viewBox=\"0 0 264 264\" xmlns=\"http://www.w3.org/2000/svg\"><path fill=\"white\" fill-rule=\"evenodd\" d=\"M263 184L261 131L189 163L167 180L123 194L100 218L88 213L90 242L74 233L93 249L97 264H258L262 242L245 211L258 200L253 189ZM212 210L216 225L206 234L205 249L187 243L175 246L163 238L161 231L167 227H199ZM128 227L135 232L132 238L117 235ZM7 257L6 249L0 252V259ZM48 259L53 264L57 260L51 255Z\"/></svg>",
    "mask_w": 264,
    "mask_h": 264
}]
</instances>
